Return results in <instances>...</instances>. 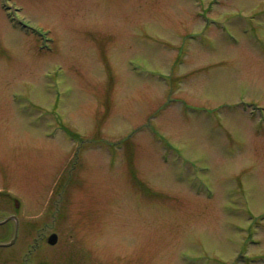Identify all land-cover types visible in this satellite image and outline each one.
Segmentation results:
<instances>
[{
    "label": "rangeland",
    "instance_id": "374dc122",
    "mask_svg": "<svg viewBox=\"0 0 264 264\" xmlns=\"http://www.w3.org/2000/svg\"><path fill=\"white\" fill-rule=\"evenodd\" d=\"M15 1L48 49L0 7L12 252L264 264V0Z\"/></svg>",
    "mask_w": 264,
    "mask_h": 264
},
{
    "label": "flooded vegetation",
    "instance_id": "af4514ba",
    "mask_svg": "<svg viewBox=\"0 0 264 264\" xmlns=\"http://www.w3.org/2000/svg\"><path fill=\"white\" fill-rule=\"evenodd\" d=\"M2 211V209H1ZM7 235V227L0 226V264L7 263V247L2 246L3 240L6 238Z\"/></svg>",
    "mask_w": 264,
    "mask_h": 264
}]
</instances>
